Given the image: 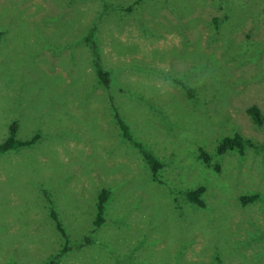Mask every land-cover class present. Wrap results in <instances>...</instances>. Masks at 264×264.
Segmentation results:
<instances>
[{
  "label": "rangeland",
  "instance_id": "374dc122",
  "mask_svg": "<svg viewBox=\"0 0 264 264\" xmlns=\"http://www.w3.org/2000/svg\"><path fill=\"white\" fill-rule=\"evenodd\" d=\"M134 1L0 0V264H264V0Z\"/></svg>",
  "mask_w": 264,
  "mask_h": 264
},
{
  "label": "trees",
  "instance_id": "16d2710c",
  "mask_svg": "<svg viewBox=\"0 0 264 264\" xmlns=\"http://www.w3.org/2000/svg\"><path fill=\"white\" fill-rule=\"evenodd\" d=\"M138 0H135L136 2ZM94 69L96 72L97 77L99 80L106 85L107 79H106V73L101 70L100 66L97 63V60L94 61ZM181 86H183L181 84ZM184 87V86H183ZM185 88V87H184ZM186 92L190 94V90L188 88H185ZM246 114L251 118L253 123L255 125H260L262 121V116L260 114L259 109L254 106L250 105L245 109ZM117 124L119 128L121 129L123 135L130 140V137L127 134L126 127L122 122H120L117 119ZM15 131H16V123L12 121L8 126V133L5 139L0 143V152H5L7 150L15 149L18 147H24L31 145L36 139L37 135L32 136L31 138L27 140H18L15 138ZM133 145L137 148L139 153L142 155L146 165L148 166V169L150 171V174L153 179H155L156 171L161 167V164L151 155L148 151L144 150L138 143L131 140ZM245 147H254V148H261L264 150V143H257L253 142L250 139L243 138L239 136L238 134H233L232 136H224L222 137L219 142L215 146V153L217 155L223 154L224 152L231 151V150H237L240 154L243 153V149ZM198 157L201 159V161L207 165L209 164V156L204 151L198 152ZM203 186H197L193 189H189L183 192L184 197L191 203L197 205V206H203V201L201 199V193L203 192ZM108 191L106 189H100L98 194L96 195V202H95V217L93 220L94 227H98L102 221H103V207L104 202L107 199ZM256 198L255 195H242L239 197V201L241 204H245L247 202L253 201ZM51 218L54 220L56 227L58 230L61 231V234L64 236V233L61 230V227L59 225L58 220L56 219V216L54 213H51ZM87 240V239H86ZM68 247L63 246L60 252H57L52 258L48 259L45 264H56L57 259L59 256L67 250Z\"/></svg>",
  "mask_w": 264,
  "mask_h": 264
}]
</instances>
